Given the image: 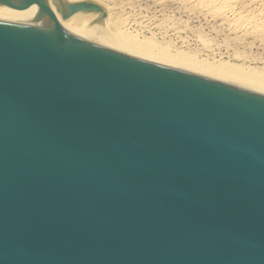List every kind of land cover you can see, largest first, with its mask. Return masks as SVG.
Instances as JSON below:
<instances>
[{
	"label": "water",
	"instance_id": "obj_1",
	"mask_svg": "<svg viewBox=\"0 0 264 264\" xmlns=\"http://www.w3.org/2000/svg\"><path fill=\"white\" fill-rule=\"evenodd\" d=\"M1 5L0 264H264V90Z\"/></svg>",
	"mask_w": 264,
	"mask_h": 264
},
{
	"label": "rangeland",
	"instance_id": "obj_2",
	"mask_svg": "<svg viewBox=\"0 0 264 264\" xmlns=\"http://www.w3.org/2000/svg\"><path fill=\"white\" fill-rule=\"evenodd\" d=\"M93 1L109 15L108 37L264 78V0Z\"/></svg>",
	"mask_w": 264,
	"mask_h": 264
},
{
	"label": "bare ground",
	"instance_id": "obj_3",
	"mask_svg": "<svg viewBox=\"0 0 264 264\" xmlns=\"http://www.w3.org/2000/svg\"><path fill=\"white\" fill-rule=\"evenodd\" d=\"M67 1L73 2V1H79V0H67ZM23 12H24V10L16 11L14 8H12V7L8 6V5H1L0 6V15H4V16H18V15H21ZM108 19H109V15H105L104 25L108 26L107 29H106L107 32H109L108 28L110 26V24L107 23ZM106 24H108V25H106ZM112 30H113V28H112ZM111 33L114 36L111 34L112 37L111 36H109V37H110V40L113 43L117 44L118 46H120V47H122L124 49H127V50H129L131 52H134V53H136L138 55L145 56V57H148V58H152V59H155V60H159V61H162V62H165V63H169V64L176 65V66H179V67H183V68H186V69H190V70H193V71H196V72H200V73H203V74H207V75H211V76H214V77H218V78H221V79H225V80H228V81H232V82H235V83H239V84H243V85H246V86H250V87H253V88H257V89H260V90H264V78L263 77H257V76H255L253 74H249L248 73L249 71L248 72L235 71V70L231 69L230 66H227L226 64H224L222 62L218 63L217 66L214 65V64L213 65H210V64L206 65L205 63L200 62V61H195V62L193 61L192 62V61H189L188 59L182 58L180 56H175L174 57V56L167 55L162 50H160L159 53H156L155 51L153 52V50H154L153 48H152V50H150L151 48L147 49V45L148 46L151 45L150 43L146 44V43H148V41L147 42L142 41L145 44L144 43L143 44L142 43L139 44V43H136V42L132 43V42H134L133 41L134 39L133 40L131 39L132 42L131 41L130 42L129 41H123V40H121V38H118L119 33H118L117 37L115 36L116 34L113 33V31ZM121 36H122V33H121ZM150 47H152V45Z\"/></svg>",
	"mask_w": 264,
	"mask_h": 264
}]
</instances>
